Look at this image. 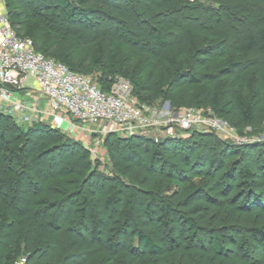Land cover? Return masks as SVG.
I'll use <instances>...</instances> for the list:
<instances>
[{"label":"trees","instance_id":"obj_1","mask_svg":"<svg viewBox=\"0 0 264 264\" xmlns=\"http://www.w3.org/2000/svg\"><path fill=\"white\" fill-rule=\"evenodd\" d=\"M28 1L3 0L15 32L46 57L91 76L103 91L125 77L138 103L150 104L168 86L173 103L209 108L237 133L264 124V88L250 86L252 79L264 81V27L237 34L219 54L214 45L197 46L182 27L177 14L184 0H41L42 8ZM58 23L62 34H54ZM184 47L189 53L170 54ZM13 119L0 113V264L21 257L25 264H246L228 259L214 232L212 255L184 243L210 223L221 225L228 213L231 222L251 219L248 237L264 241V199L254 180L264 179V158L252 171L244 157L264 151V142L239 146L195 129L157 141L110 134L103 145L113 173L102 175L89 168L77 143L63 142L42 121L22 130ZM74 149L78 155L59 160ZM239 149L242 168L239 160L225 161L229 150ZM189 173L210 181L187 192L173 189L172 181ZM238 174L247 196L232 214L225 208L235 199Z\"/></svg>","mask_w":264,"mask_h":264},{"label":"rangeland","instance_id":"obj_2","mask_svg":"<svg viewBox=\"0 0 264 264\" xmlns=\"http://www.w3.org/2000/svg\"><path fill=\"white\" fill-rule=\"evenodd\" d=\"M41 2V0L28 1L31 7L37 6L38 4V7L40 6V8H42L40 5ZM236 7L239 9L236 10ZM177 16L182 24V27L184 29H190V31L195 35L197 46L211 44L215 46V53L223 54L227 52L233 44L234 38L237 34L254 28L264 27V3L247 4L242 0H184ZM58 24L57 30L55 29L56 31H54L56 33L54 34L64 33V25L62 23ZM171 31L173 33H170L167 40L173 42V39L176 36V29L172 27ZM182 53L183 55L189 53L188 47H184L183 49L173 48L170 50V54L174 56H180ZM227 86L229 91L232 93L233 89L231 85L227 84ZM250 86L253 90H256L257 88H264V81L260 78L252 79ZM169 89L170 88L168 86H165L164 93L150 104L139 103L143 110L148 115H151L153 118L158 120L159 123L156 128H146L147 131L137 135L146 136L152 138L154 141H157L169 135L186 136L189 134V131H182L175 126V124L168 122V119H170L173 115L186 108L185 106H178L176 103L171 101L170 95L168 96ZM30 93L35 98H41L35 86L32 87ZM28 99L31 98L29 97ZM193 108L205 113H208L210 110L209 108H203L201 106ZM40 116L41 115L33 118L32 120L28 119L29 121L26 119L18 120L17 118H14L13 120L22 128V130H25L35 122L42 121L46 126L53 128L57 134L56 137L61 139L63 142H74L78 144L79 148H84L87 151L89 168L95 169L102 175L113 173L103 145V140L105 136L110 134L126 137L123 136L120 131H115L114 129L111 130L109 125L105 127L103 122H69L55 119L56 117L52 114H45L43 117ZM168 126H172V128L169 129ZM248 132L249 130H245L244 133ZM251 133L255 135L256 140L248 144H237L233 141L232 137L224 136L223 134L215 135L220 140L234 143L239 146L264 142V124L261 128ZM241 135H243V133H241ZM241 150L243 149H239V151L229 150L228 153L225 154L227 157L225 160L226 163L229 164L235 160H239L241 161L240 167L242 168L246 166V164L243 163L242 158L247 157L246 161H248L249 165L247 168L253 171L256 166L263 162L264 151H262V148L259 147L253 149L250 155H245L244 157L240 154ZM248 150L249 148L244 150V152H247ZM79 151L78 149H74L71 154L66 156L63 153L62 155H59L58 158L60 161H66L67 157H74L79 154ZM181 178L182 180L178 182L179 184L176 181H172L171 184L173 189L177 190V188H182V190L187 192L199 186L205 187L208 181H210L208 176L201 177L195 173L185 174L184 177ZM236 180L238 186L232 192L234 195L232 196L235 199L232 198L234 200L229 202L225 208V212H230L232 214L235 211V208H237L236 206L247 196L243 174H238ZM254 180L257 183L256 189L260 192V194H262L261 198L264 199V179L254 177ZM123 181L128 183L125 179H123ZM229 216L230 215L228 213L223 223L217 227L210 223L207 225L206 229L200 230L195 237L188 238L187 236H184V243L190 248L199 249V247L201 248L203 246L204 250L209 255H212L213 249L211 244L213 238L212 234L214 232L215 236H218L222 248L229 249L228 259H241L245 261L246 264H264V241L259 242L248 237L249 226H254L251 223V219H246L244 216L240 215L235 222H231ZM209 228H213L215 231H212L213 229ZM77 229H80L79 225L77 226ZM80 231L84 232L83 229H80ZM162 236L163 237L158 239L159 241L165 242L166 235L164 234ZM242 239L246 242L244 249L238 245ZM98 254L100 261L105 260L104 253L100 252ZM104 262L102 264H104ZM14 264H17V260Z\"/></svg>","mask_w":264,"mask_h":264},{"label":"built area","instance_id":"obj_3","mask_svg":"<svg viewBox=\"0 0 264 264\" xmlns=\"http://www.w3.org/2000/svg\"><path fill=\"white\" fill-rule=\"evenodd\" d=\"M33 86L41 98L31 95ZM0 113L18 120L52 114L55 119L69 122H103L105 127L109 125L123 136L140 134L147 131L146 128H156L159 123L132 95L128 78L116 77L110 90L103 91L91 76L77 73L36 51L32 39L18 35L10 25L3 0H0ZM168 122L182 131L195 129L223 134L232 137L237 144L256 140L249 127L245 129L249 132L241 135L211 110L205 113L186 107ZM25 263V257L17 261V264Z\"/></svg>","mask_w":264,"mask_h":264}]
</instances>
